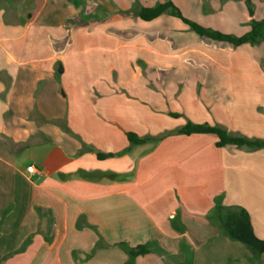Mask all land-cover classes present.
<instances>
[{
	"label": "crops",
	"instance_id": "0c3cea01",
	"mask_svg": "<svg viewBox=\"0 0 264 264\" xmlns=\"http://www.w3.org/2000/svg\"><path fill=\"white\" fill-rule=\"evenodd\" d=\"M165 2L236 37L264 19V0H0V264H264L214 220L242 209L264 240V148L179 133L264 140V41L138 17Z\"/></svg>",
	"mask_w": 264,
	"mask_h": 264
},
{
	"label": "trees",
	"instance_id": "16d2710c",
	"mask_svg": "<svg viewBox=\"0 0 264 264\" xmlns=\"http://www.w3.org/2000/svg\"><path fill=\"white\" fill-rule=\"evenodd\" d=\"M248 12L251 15L252 10L249 5V0H245ZM180 18L190 29L199 37L220 43H227L232 47H239L244 44L256 45L264 41V19L260 21L251 20L249 22L250 30L239 37L221 34L219 32L203 28L193 22L184 19L179 11L172 5L171 2L159 4L153 8H142L138 17L144 21H150L163 13ZM180 134H212L216 136L217 147L234 146L236 148H246L251 151L264 148V140L248 139L246 137L233 135L220 127H212L208 125L186 124L179 130ZM128 141L131 144H142L146 140L136 138L133 134L127 135ZM98 159H106L112 157L113 154H96ZM214 220L217 222L223 233L231 240L242 243L253 255L264 254V240H258L252 233L248 214L238 208L217 207L214 210ZM148 251L145 247L139 246L135 249H129L128 254L132 257L146 254Z\"/></svg>",
	"mask_w": 264,
	"mask_h": 264
},
{
	"label": "built area",
	"instance_id": "2783aa9c",
	"mask_svg": "<svg viewBox=\"0 0 264 264\" xmlns=\"http://www.w3.org/2000/svg\"><path fill=\"white\" fill-rule=\"evenodd\" d=\"M26 171L29 174H33L35 172V168H34L33 165H29V166L26 167Z\"/></svg>",
	"mask_w": 264,
	"mask_h": 264
},
{
	"label": "rangeland",
	"instance_id": "374dc122",
	"mask_svg": "<svg viewBox=\"0 0 264 264\" xmlns=\"http://www.w3.org/2000/svg\"><path fill=\"white\" fill-rule=\"evenodd\" d=\"M10 255V254H9ZM1 262V261H0Z\"/></svg>",
	"mask_w": 264,
	"mask_h": 264
}]
</instances>
